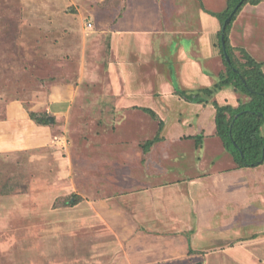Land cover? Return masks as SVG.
<instances>
[{
    "label": "rangeland",
    "instance_id": "obj_1",
    "mask_svg": "<svg viewBox=\"0 0 264 264\" xmlns=\"http://www.w3.org/2000/svg\"><path fill=\"white\" fill-rule=\"evenodd\" d=\"M202 1L205 7L214 12L224 9L221 8L222 0ZM90 2L0 0V264H155L157 258L162 257L164 246L168 247L165 243L169 242L168 239L172 244L179 240L186 241L182 234H148L142 232L147 231L145 228H135L139 230L138 234L132 232L131 222L142 221L133 217L131 212L136 208L140 210L148 199L145 197L148 195L145 190L141 192L144 196L141 195L138 199L134 189L148 182L153 183V175L148 173L151 169L160 171L162 177L159 179L166 182L172 176L175 179L178 176L184 178L182 187L186 189L187 181L183 176L185 171L176 168L184 166L185 161L180 160L189 155L184 151L192 149L194 145L193 141L187 143L183 137V142L172 139L171 142L160 141L156 148H151L154 149L153 154L147 153L142 160V164L149 167L143 168L137 164L141 162L139 159L143 155L140 142L154 136L147 122L152 117L142 107H134L140 109L141 113H134L136 110L133 109L117 108L113 96L108 94L110 92L106 88L105 79L106 84H110L111 80L104 67L108 34L101 40H91L97 28L107 31L108 27L106 23L95 25L93 18L87 14ZM179 2L181 10L174 14L176 24L166 26V32L170 31L169 33H173L171 35L180 37L204 34L199 22L200 1ZM251 8V15L254 17L255 7L252 5ZM88 22H92V26H88ZM251 28L250 40H247L249 44H245V39L240 34L238 47L245 48L259 62L264 63V19L253 21ZM69 32L79 35L78 44L81 43V49L75 57L80 58L83 65L74 63L77 65L74 72L79 69V88L72 105L69 108L65 104L55 114L46 105L50 99L48 95L52 83L56 80L60 82L61 78H57L60 74L69 83L76 82L71 74L67 75L70 64L71 68L74 67L72 56L67 55L77 43L73 35L68 36ZM102 33L97 32L96 36ZM215 41L218 43L219 38L216 37ZM180 42L176 39L169 44L167 42L170 45L167 52L162 56L156 52L155 59L153 57L150 60V63L162 61L166 65L155 67L156 82H166L172 86L183 82V75L180 76L183 65L177 59ZM194 44V40L187 42V46L191 45L188 56L195 58L202 67V73L215 81L219 72L225 70L222 56L220 55L219 66L217 65L219 72L215 73L214 64L202 58L199 50L193 47ZM158 45L159 43L155 47L156 51L160 46ZM238 52L239 55L242 54L241 49ZM145 66V63H137L134 80L137 87L141 86L148 92L151 84L147 81L148 76L141 73ZM82 71L84 73L81 75ZM87 71L89 73L85 74ZM121 76L124 78L123 73ZM134 82L119 87L123 92L128 91V87L132 90ZM205 83L206 78L203 79V85L210 86ZM239 97L248 99L231 86L218 90L214 95V99L220 104H237ZM183 101L187 102L185 99ZM137 102L142 106L152 107L149 105V97H138ZM11 104L16 105L17 109L12 108ZM23 106L37 111H49L50 116L54 117L52 124L42 126L31 121L25 113H20ZM10 112L14 118L16 114L22 119L14 129L4 124L9 120ZM174 116L172 114L171 117ZM166 124L165 122L163 131ZM141 126L146 129L142 131ZM11 129L18 130L11 132ZM155 130L157 131V127ZM262 133L264 134V125ZM140 134L144 135L142 139H146L140 140ZM131 138H139L140 141L135 140L133 143ZM204 140V148L197 149L199 160L203 161L202 174H212L226 168L234 170L235 173L228 180L230 182H227L224 175L215 176L218 173H213L212 181L215 187L227 182L224 186L235 195L230 196L226 207L220 211L221 215L234 213V216L225 218V221L232 222L233 230H228L226 237H210L209 233L219 231L220 228H215L214 231L204 229L200 235L204 236L201 246L214 247L226 240L239 242L247 238L255 241L254 243H264V162L254 167L236 169L229 154L224 152L219 138ZM23 141L27 150L5 148L19 146ZM180 148H183L182 151ZM184 167L187 168V164ZM194 168L196 167L190 172ZM131 173L136 174L135 179H131ZM195 192V188H192L191 193ZM75 196L80 198L73 205ZM192 202L188 205L194 206L195 203ZM184 205L182 203V207H179L182 214L190 209L188 205ZM216 226L219 227V224ZM148 242H157L159 245L152 254L153 259L150 256L147 262L141 263L143 251L138 247ZM137 252L141 253L136 254ZM251 263L248 261L247 264Z\"/></svg>",
    "mask_w": 264,
    "mask_h": 264
},
{
    "label": "crops",
    "instance_id": "obj_2",
    "mask_svg": "<svg viewBox=\"0 0 264 264\" xmlns=\"http://www.w3.org/2000/svg\"><path fill=\"white\" fill-rule=\"evenodd\" d=\"M87 1H91L89 3V6L91 7L86 9V12L93 18L95 25H97V23L100 25H104V23H106L105 25L108 27L107 31H100L101 28H97L99 30H96L98 33H103L100 36H96V32L95 35H91L93 37L91 40H101V38H104L103 36L108 34V41L111 45L108 55H105V64L107 66L104 67L106 68V72H108L109 78L111 80L110 84H106V79H104L106 88H108L110 92L108 94L112 95L114 98V105L117 108L123 107L124 109L128 110L133 109V111L136 110L134 113H141L142 111L140 109H134V107L146 106H142L137 102L138 97H149V99H151V104L149 105L152 106L150 108H153L160 115L163 121L167 123L166 128L163 131L164 134H162L164 137L162 141L171 142V139L172 141L175 140V142L176 140L182 141L183 137V139L186 138L185 141L187 143L193 141L192 144L194 145L192 146V149H187L184 151V153H188L189 155L180 160V162L185 161L184 166L187 164V168L183 165H179L176 168V170L185 171L183 176L186 179L185 181H187L186 189L182 187L184 184V178H179L178 176L177 179H175L174 176H172L169 181L167 180L166 182L159 179V177H162L160 171H154L152 169L148 173L153 175V183L148 182L146 185L142 184V187L136 190L134 189V192H137L138 199L141 197V195L144 196L141 194L143 190L148 192V195H145V197L148 199L146 200L147 203L145 206L141 205L142 207L140 210L135 207L136 209L131 212L133 217L142 221L140 223L131 222V227L133 230L132 232H136L138 234L139 230H135V228H145L147 231L142 232L148 234L174 233L183 235L186 240L185 242L183 240H179L172 244L170 239H168L169 242H165L168 247L164 246L161 255L162 257H158V261L155 264H247L248 261H251L253 264H264L263 241H256V244L254 243L255 241H250L252 239L247 238L246 240L243 239L239 242H229L226 240L225 242H221L222 244L214 247L203 248L201 246L204 242V236L200 237V235H202L204 229L214 231L215 228H220L219 231L211 233L208 232L210 237L213 235L226 237L228 230H233L231 227L232 222H230V220L225 221V218L228 216H234V213L221 215L220 211L222 208L226 207L230 196L235 195L224 186L227 184V182H230L228 180L232 178L231 174L235 173V171L232 169L228 170L226 168L222 170L220 169L217 172H213L214 174L218 173L215 174V176L224 175L227 178L226 183L222 182L219 185L220 188H218L219 186L215 187L216 185L213 184V173L202 174L203 172L201 170L203 167V161L202 159L201 161L199 160L200 156L198 150L196 149L194 139L188 137L199 135L198 133H203L204 136H211L204 137L206 140L208 138H212L213 140L218 138L215 136L216 127L213 118L214 106L210 104V107L206 108V105L203 104L187 103L175 93V87L180 86L181 88L186 89H196L198 87L205 86L203 85L204 78L207 79V83L205 84H209L210 86L215 82L212 77H208L206 74L202 73V67L199 66V63L195 61V58L188 56L187 52L191 45L187 46V42L194 40L195 44L193 47H196L199 50L202 58H205L207 62L214 64L213 70L215 73H218L219 69L217 68V65L219 66V57L221 54L216 47L215 40L216 37H218V32L221 28L219 20L205 11L202 6L203 1L199 0V22L200 28L202 31H204V34L195 33L194 36L190 35L191 37H189V35L180 37L177 35H171L173 33H169L170 31L166 32V26H172L176 24L174 21V17L176 15L175 12H179L181 10V4L179 0H122L121 5L111 6V8L106 9H99L98 3L102 0ZM189 1L195 3V0ZM214 1L219 2L218 0H213V2ZM225 1L227 0H222L221 8H225ZM260 1L261 2L259 4H252L255 7L254 15L256 16L253 17L251 15L252 5L251 3H248L244 6L243 10L234 21L230 32V40L233 46H240V41L238 40V35L240 34L243 36V40L245 39V44H249L247 43V40H250L249 34L253 29L251 28L252 22L264 19V0ZM206 8L211 10L208 7ZM103 17L105 19H103ZM88 23L92 24V22ZM174 39L181 41L177 47V59H179L183 65L180 69V76L183 75V82L181 81L182 83H180V85L173 84L172 86L166 82H156L154 79V74H156L155 67L157 65L162 67L166 65H164L162 61L150 63V60L153 59V57L155 59L156 52L161 53V56L163 53H166L170 48L168 47L170 45H167V42L169 44L170 41L172 42ZM158 43L160 46L158 45L159 48L158 51H156L155 47ZM164 44H166V46ZM217 54H219V56ZM161 59L163 60V58ZM137 63L141 65L143 63L146 64L144 70L141 73L143 76H148L147 81L151 84L148 86V92L144 91V88L141 86L137 87V83L134 80L136 77L135 67L137 66ZM82 65L83 62L80 63V66ZM82 73H84V71L81 72V75ZM88 73L89 72L87 71L85 74ZM121 73L124 74V78L121 76ZM58 77L63 78V74H60ZM84 77H86V75H84ZM130 82L135 83L132 90H130L128 87V91H121L119 86H128V83L130 84ZM100 84L98 86H100ZM153 86H155V88H153ZM78 88L79 83L73 85L72 83H63L57 80L55 83H52V94L48 95L50 99L49 102H46V105L49 107V111H53L56 114V111L60 109V107L65 106V104L70 108V105H72V102L75 98V92ZM188 105H190L191 108ZM11 107L17 109L16 105L12 106L11 104ZM23 107L24 108L21 109L20 113L23 112L29 117L28 110L25 106ZM210 109L211 111H209ZM15 112L17 113L16 110ZM143 113L146 114L144 111ZM172 114L175 115L173 118L171 117ZM137 116L139 115L137 114ZM26 117L25 120H27ZM21 120L19 115L17 116L15 114L14 118L13 114L10 112L9 120L4 124L5 126H9L14 129L17 124L20 125ZM8 122L10 124H8ZM147 122L148 127L151 128V132L153 131L155 135L157 132L155 127L158 128L156 125L157 122L153 119L151 120L150 118ZM204 123H206L205 127L203 126ZM21 127L22 126H20L18 129L20 130ZM141 128L142 131L146 129L144 126H141ZM13 129L10 131L14 132L18 130ZM140 136V140L146 139H142V137H144L143 134H140ZM131 139L134 141L133 143H135V140L140 141L139 138ZM22 143L24 145L20 144L16 147L9 146L5 148L6 150H27L26 143L24 141ZM158 143L154 145V148H156L155 146ZM204 144L201 147L202 149L204 148ZM182 149L183 148H180L181 151ZM195 150L197 153H195ZM153 152L154 149H151L148 153L153 154ZM190 153L193 155L192 157ZM141 156L142 157L139 159L141 162H137V164L143 168H148L149 166L142 164L144 154ZM194 166L196 168H194L193 172H190ZM135 176L136 174L131 173V179H135ZM204 180L206 181L204 182ZM137 184L138 183H134V185ZM192 188H195V194L191 193ZM238 199L239 198L236 200ZM190 201H193L195 205L189 206L188 203ZM136 202L140 201L136 200ZM182 203H185V205H188L187 207L190 208L186 209L187 212L185 214L179 212V207H182ZM218 224L219 227L216 226ZM188 233L192 235L190 237V243L188 237L186 236ZM196 237L198 238L196 241H194ZM215 237L216 236H214V238ZM161 244L164 245L163 243ZM158 245L159 244H157V242L155 244H150V242H148L142 243L140 245L141 247H138V249L143 251V254L140 258L141 263L147 262L150 256V259H153L152 254L157 250ZM248 250H250V252ZM138 253L141 252H137L136 254ZM245 258L247 260H244Z\"/></svg>",
    "mask_w": 264,
    "mask_h": 264
},
{
    "label": "trees",
    "instance_id": "obj_3",
    "mask_svg": "<svg viewBox=\"0 0 264 264\" xmlns=\"http://www.w3.org/2000/svg\"><path fill=\"white\" fill-rule=\"evenodd\" d=\"M260 0H227L226 6L223 11L214 12L207 9L204 5L203 8L212 16L216 17L221 28L218 32L219 42L216 43L220 54L225 64V70L220 71L217 79L211 86H202L196 89H186L180 86L175 87V93L187 102H195L203 105L212 104L215 108V127L217 136L222 143L224 152L229 154L233 163L237 168L254 167L264 162V134L262 133V126L264 125V70L263 62H259L249 51L243 47H235L232 45L230 40V32L234 21L237 19L244 6L248 3L253 5L259 4ZM122 0H102L98 3L101 8H111V6L121 5ZM231 17L229 22L226 24L227 19ZM225 26V27H224ZM64 33V32H63ZM76 39L77 43L72 46L71 53L67 56L71 57L73 68L71 64L68 67L67 75L78 77V70L74 72L76 66L74 65L81 63L80 58L75 56L79 55L81 49V43L78 44L79 35L75 33H68V36H72ZM223 36L224 42L223 44ZM78 40V41H77ZM110 42L107 41V47L105 55L107 56L110 50ZM242 51V54H238V50ZM228 56V57H227ZM105 64V62H104ZM107 65L105 64V67ZM59 78V77H57ZM60 82L69 83L67 78L63 75ZM71 84V83H69ZM52 86V85H51ZM231 86L236 92H240L248 99L243 100L241 97L238 98L237 104L222 103L220 104L214 95L218 90L224 87ZM50 95L51 90H50ZM29 118L38 125L47 126L51 125L50 112L49 111H37L28 109ZM153 120L158 124L157 132L155 135L147 140L140 142L142 151L145 157L151 148L158 142L164 139L162 131L165 122L160 115L150 107H142ZM54 119V117H53ZM204 134L201 133L196 136H189L195 141L196 149L203 146ZM234 167V168H235ZM75 200L72 204H76L80 197L75 196ZM186 236L191 242V234L188 233Z\"/></svg>",
    "mask_w": 264,
    "mask_h": 264
},
{
    "label": "water",
    "instance_id": "obj_4",
    "mask_svg": "<svg viewBox=\"0 0 264 264\" xmlns=\"http://www.w3.org/2000/svg\"><path fill=\"white\" fill-rule=\"evenodd\" d=\"M231 19V17H229L228 19H227V21H226V24L229 22V20ZM225 27V26H224ZM223 44L225 45V42H224V36H223ZM228 57V56H227ZM50 120H51V122L53 121V118L52 117H50Z\"/></svg>",
    "mask_w": 264,
    "mask_h": 264
},
{
    "label": "built area",
    "instance_id": "obj_5",
    "mask_svg": "<svg viewBox=\"0 0 264 264\" xmlns=\"http://www.w3.org/2000/svg\"><path fill=\"white\" fill-rule=\"evenodd\" d=\"M88 26H92V24L91 23H88Z\"/></svg>",
    "mask_w": 264,
    "mask_h": 264
}]
</instances>
